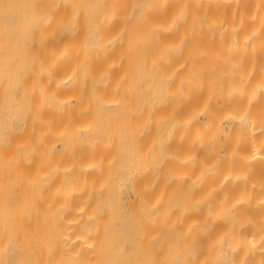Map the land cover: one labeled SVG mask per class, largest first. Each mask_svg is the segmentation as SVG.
<instances>
[{
	"label": "bare ground",
	"instance_id": "bare-ground-1",
	"mask_svg": "<svg viewBox=\"0 0 264 264\" xmlns=\"http://www.w3.org/2000/svg\"><path fill=\"white\" fill-rule=\"evenodd\" d=\"M0 264H264V0H0Z\"/></svg>",
	"mask_w": 264,
	"mask_h": 264
}]
</instances>
